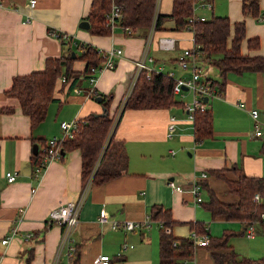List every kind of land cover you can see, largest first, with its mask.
<instances>
[{
    "label": "crops",
    "instance_id": "0c3cea01",
    "mask_svg": "<svg viewBox=\"0 0 264 264\" xmlns=\"http://www.w3.org/2000/svg\"><path fill=\"white\" fill-rule=\"evenodd\" d=\"M173 1L159 2L156 11L161 16L160 27H155L148 49L154 59H147L146 64L156 69L163 67L164 72L180 77L187 71L178 65V57L195 40L192 30L176 29L170 16ZM210 1L212 8L196 1L192 14L207 18L226 15L232 22L245 19L243 53L264 56V0L260 2L259 17L243 14V0ZM91 4L92 0H38L31 7L28 0H0V264H25L29 249L34 253L31 264H53L63 224L49 222L47 217L54 207L81 197L82 155L79 148L73 149L65 158L49 160L37 173L32 154L44 148L40 140L48 142L51 137L62 135V122L103 111V100L97 96L104 99L103 94L111 95L109 112L117 114L135 77V61L145 49L150 26L118 24L109 35L93 34L89 28L81 27L79 24L87 19ZM52 29L69 33L73 44L81 40L96 45L103 54L111 48H120L123 53L115 57L114 67L98 70L95 82L84 70L86 62L76 60L73 64L76 71L70 77L63 79L64 74L58 77L45 120L32 128L19 99L7 95L6 90L14 75L41 70L47 57L61 56L68 50L51 33ZM163 36L175 37L173 48L160 46ZM250 38L259 39L258 48L248 46ZM203 62L209 64L200 61ZM210 73L216 78L220 76L213 66ZM187 91L191 92L176 93L181 104L167 108H126L121 113L115 138L126 150L127 164L119 175L102 184L91 183L83 194L79 223L72 233L77 247L73 258L78 257L77 264H97L96 257L101 253L111 255L110 264H160V222L150 217L149 226L124 230L113 229L98 219L100 210L105 209L114 219L147 220L154 203L171 209L176 220L170 228L174 236H190L191 223L200 221L206 223L211 236H221L226 230L239 232L229 239L231 247L239 253L255 258L264 255L262 228L256 236L248 237L243 221L220 214L213 216L203 204L206 196L198 201L194 192V181L204 178L220 200L236 203L239 196L231 192L227 180L237 179L236 171L224 170L226 179L211 174L210 170L236 164L247 174H264V71L228 73L221 94L212 96L208 104L214 113L213 134L200 141L195 138L194 121L185 107ZM189 94L193 98V93ZM251 108H258L261 113L260 136L255 134ZM172 117L175 129L169 136ZM167 155L173 157L169 164L165 162ZM7 171H18L17 179L9 181ZM169 180H175L182 188H172ZM203 192L206 193L205 188L201 195ZM45 226L46 231H42ZM5 237L10 240L4 244ZM125 242L128 248L117 255ZM214 251L198 247L190 264H217ZM69 257L62 251L60 263L70 264Z\"/></svg>",
    "mask_w": 264,
    "mask_h": 264
},
{
    "label": "trees",
    "instance_id": "16d2710c",
    "mask_svg": "<svg viewBox=\"0 0 264 264\" xmlns=\"http://www.w3.org/2000/svg\"><path fill=\"white\" fill-rule=\"evenodd\" d=\"M196 1L199 0H174L170 16L175 20L176 29H190L194 32L195 42L200 45L198 48L199 60L206 61L219 70V78L213 77L211 74L203 78L202 81L215 87L221 94L229 72L264 71L263 55H250L242 51L241 45L246 37L245 19L232 22L226 15H212L205 20L190 22L189 18ZM113 2L122 7V16L119 18L118 24L132 27L151 25L155 14L156 0H92L86 15L90 21L88 30L91 33L100 35L112 33L111 25L106 22V14L111 9ZM260 2L261 0H243V14L259 17L261 14ZM160 17L158 15L156 27H160ZM50 31L51 33L57 32L63 46L68 50L61 56L47 57L45 67L41 70L14 75L11 86L6 90L7 95L19 99L22 110L30 117L32 128L45 120L58 77L63 74L66 78L70 77L76 71L73 69L76 60L86 62L84 70L90 75L92 68H101L102 62L105 60L103 51L96 45L81 40H77L73 44L69 33L53 29ZM259 45L258 38L248 39L250 48H258ZM72 51H75V57L72 56ZM175 82V78L168 73L149 71L148 68H143L121 113L126 108H167L181 104L182 102L173 90ZM103 95V105L109 111L111 95ZM6 109L12 108L6 107ZM213 114V109L210 107L206 111L194 113L193 121L197 141L213 134ZM119 121L120 118L114 123V115L110 112L105 115L90 114L79 119L80 129L78 132L60 141L61 158H65L67 153L73 149L81 150L83 182H86L91 176L92 184H102L119 175L121 170L126 167V150L123 144L115 138V127ZM40 143L44 145V148L32 154L31 160L35 167L47 155L48 142L40 140ZM262 149L264 151V144ZM228 168L236 171L237 179L225 177L223 171ZM210 173L226 178L231 192L239 196V201L236 203L222 201L208 183L202 180L204 178L199 179L200 190L206 189V198L203 204L213 216L220 214L231 220L243 221L244 232L248 222L264 220L261 217L264 213V174H247L236 164L230 167L211 169ZM256 193L261 195L259 201L255 200ZM150 217L162 225L160 228V264H190V261L195 257L196 250L201 247L195 243V235L209 237V243L202 246L215 249L213 255L217 264H264V255L255 258L243 255L231 247L230 237L239 232L226 230L221 236H211L206 223L196 221L191 223L194 234L174 236L170 228L176 223V220L173 218L171 209L160 203L151 205ZM259 228L264 231V226ZM46 229L45 226L42 231H46ZM36 234L35 232L33 238L36 237ZM76 251L77 247L69 257L70 264L78 263V257L73 258ZM27 253L25 264H31L34 257L33 249L27 250Z\"/></svg>",
    "mask_w": 264,
    "mask_h": 264
},
{
    "label": "built area",
    "instance_id": "2783aa9c",
    "mask_svg": "<svg viewBox=\"0 0 264 264\" xmlns=\"http://www.w3.org/2000/svg\"><path fill=\"white\" fill-rule=\"evenodd\" d=\"M29 5L31 7H35L37 5L38 0H28ZM201 5L207 6L208 8H212L213 3L210 0H200ZM160 0H156L155 5V14L152 20V23L150 25V32L148 36L147 43L145 45V49L142 53V55L135 61V77L133 79L132 85L125 94V97L122 101V104L120 105L117 114L114 115V123H116L120 118L121 110L129 97V95L132 92L133 86L136 83L137 77L140 74V71L143 68H148L149 71H163V67L151 68L147 66L146 62L148 60H153L154 57L148 54L149 49V43L152 39L154 29L156 27V21L158 18L157 13V7L159 6ZM122 16V7L117 4L116 2H113L111 5V9L106 14V22L111 25L112 30L113 28L118 24L119 18ZM207 17L205 15H198V14H192L189 18L190 22H195L196 20H205ZM54 35L57 36V32H52ZM58 37V36H57ZM195 40V39H194ZM160 46L163 48H173L175 44V37L173 36H163L160 37L159 40ZM200 45L196 42H194L193 46L185 48L179 55L177 63L178 65L187 71V76L185 77H175L174 74L167 72L170 76L174 77L176 82L174 83L173 90L175 93H184L186 89H184L185 86L188 87L187 90L191 91L193 93V98L190 101L185 102V107L188 111V114L191 119L194 118V113L196 111H206L208 110V102L212 96L219 95L218 91L215 87L210 86L208 83L203 82V78H206V76H210V70L211 65L208 64L204 66V64L200 63V52L199 48ZM123 53V50L118 48L114 49L111 48L107 50L104 53V62L102 64L101 68L106 67H114L115 65V57L118 55H121ZM101 68H92L91 77L90 79L95 82L97 75L96 73L99 72L98 70ZM164 72V71H163ZM166 73V72H165ZM63 79H66L64 76ZM207 95L209 97L208 101L206 102L203 97ZM251 115L254 118L255 121V134L260 136L262 134V124L263 121L261 119V113L258 108H251L250 109ZM172 122L169 124L168 129V135L172 136L174 129H175V121L174 117H172ZM62 127V135L61 136H53L48 140V147H47V155L44 158V160L35 167V172H40L42 167L47 164V162L54 158H59L61 156V148H60V141L63 139L73 136L75 132H78L80 129L79 120L74 119L70 121H64L61 123ZM6 175L9 179V181H14L17 179L18 171H7ZM37 175V174H36ZM203 176H207L206 172H202ZM91 176L88 178L86 182H84V188L82 190V195L77 200H71L68 201L65 204L59 205L54 207L50 210L47 220L49 222H59L63 224V232L60 239L59 248L57 251V254L55 256V259L53 261V264H60V256L62 254V251H65L68 253V255H72L75 250V245L73 244L72 239V233L75 229V227L79 223V212L81 209L82 201H83V194L87 191L88 187L91 185ZM169 185L172 188L175 189H181V185L178 184L175 180H169ZM201 185L198 180L194 181V192L196 193V199L198 201L202 200V196L200 194ZM261 199L260 193H256L255 200L259 201ZM20 211H23V207L19 208ZM262 219H264V213L261 215ZM99 221L101 223H109L113 229H119L122 228L124 230H133L136 228H141L142 226H149L150 225V216L147 220H133V219H114L112 218L105 209H101L99 213ZM264 226V220L261 221H252L248 222L247 226L245 227V234L248 237H254L256 236L259 227ZM169 230V229H168ZM194 234V233H193ZM10 240L9 237L2 238V243H7ZM195 243L197 245H206L209 243V237L207 235H195ZM177 244V242H175ZM128 244L125 242L121 246V250L118 252L117 255H122L123 250L128 248ZM111 255L108 253H101L96 257V263L97 264H110L111 262Z\"/></svg>",
    "mask_w": 264,
    "mask_h": 264
},
{
    "label": "water",
    "instance_id": "95a60500",
    "mask_svg": "<svg viewBox=\"0 0 264 264\" xmlns=\"http://www.w3.org/2000/svg\"><path fill=\"white\" fill-rule=\"evenodd\" d=\"M81 27L83 28H89L90 27V21L88 19H83L80 24H79ZM72 56H76V53L75 51H72ZM97 99L102 101L103 100V96H97ZM203 99L207 102L209 97L207 95H205L203 97ZM109 111L107 110V108L105 106H103V111L101 112H95L94 114L98 115V114H101V115H105V114H108ZM35 146V151H37V144L34 145Z\"/></svg>",
    "mask_w": 264,
    "mask_h": 264
},
{
    "label": "rangeland",
    "instance_id": "374dc122",
    "mask_svg": "<svg viewBox=\"0 0 264 264\" xmlns=\"http://www.w3.org/2000/svg\"><path fill=\"white\" fill-rule=\"evenodd\" d=\"M247 16H248V15H247ZM203 64H204V66L208 65V64H205V62H203ZM210 65H211V64H210ZM211 66H213V65H211ZM213 67H214V68H217L216 66H213ZM187 75H188V74L186 73V75H184V76H182V77H185V76H187ZM184 89L187 90L188 87L185 86ZM189 93H191V92H188V91H187V93H186V95H185V101H190V100H191L192 97H191V95H190ZM179 99H180V98H179ZM167 157H169V158H168V160L165 161V162L169 164V163H170V158H173V157H171V156H169V155H167ZM202 195H203V197H204V196H206V193L203 192Z\"/></svg>",
    "mask_w": 264,
    "mask_h": 264
}]
</instances>
